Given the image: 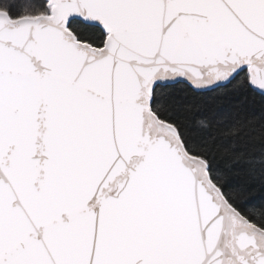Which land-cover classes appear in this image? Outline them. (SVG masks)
<instances>
[{"label": "snow or ice", "instance_id": "snow-or-ice-1", "mask_svg": "<svg viewBox=\"0 0 264 264\" xmlns=\"http://www.w3.org/2000/svg\"><path fill=\"white\" fill-rule=\"evenodd\" d=\"M0 264H264V0H0Z\"/></svg>", "mask_w": 264, "mask_h": 264}]
</instances>
